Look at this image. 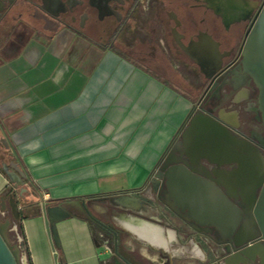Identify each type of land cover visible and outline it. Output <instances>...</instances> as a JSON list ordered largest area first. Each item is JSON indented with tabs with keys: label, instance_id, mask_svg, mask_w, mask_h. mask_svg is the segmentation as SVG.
Returning a JSON list of instances; mask_svg holds the SVG:
<instances>
[{
	"label": "crops",
	"instance_id": "1",
	"mask_svg": "<svg viewBox=\"0 0 264 264\" xmlns=\"http://www.w3.org/2000/svg\"><path fill=\"white\" fill-rule=\"evenodd\" d=\"M164 19L151 18L148 32L155 37L153 55L149 60L143 57L144 62L124 52L120 38L112 46L66 26L43 31L38 40L32 37L36 31L28 27L24 40H15V33H10L0 44V140L6 138L10 144L28 189L29 206L19 205L28 215L21 219L25 241L16 239L24 264L27 257L31 264H59L60 254L66 264H101L106 248L96 239L87 217L75 210L57 222L60 247L55 248L42 206L82 200L96 214H103L109 206L127 210L109 201H120L123 194L153 200L163 193L155 178L161 162L181 139L198 104L230 121L215 110L217 103L205 106L197 87L194 101L183 92L189 83L181 77L185 69L192 73L196 67L198 77L208 79L220 58L215 60L211 54L214 61L209 64L206 51L198 45L183 47L177 42L182 36L177 30L171 32L173 42ZM245 123L238 114L242 131H246ZM216 166L203 159L197 168L206 172ZM233 167L224 164L218 170L227 177ZM6 187L12 184L0 171V197ZM167 188V203L177 209L175 194ZM183 202V209H210L215 217L220 213L219 200L202 187L186 192ZM10 215L6 198L0 216ZM124 218L155 224L145 217ZM116 219L119 223L120 218L112 216V221ZM170 240L158 249L168 251Z\"/></svg>",
	"mask_w": 264,
	"mask_h": 264
},
{
	"label": "flooded vegetation",
	"instance_id": "2",
	"mask_svg": "<svg viewBox=\"0 0 264 264\" xmlns=\"http://www.w3.org/2000/svg\"><path fill=\"white\" fill-rule=\"evenodd\" d=\"M255 1L245 0L247 3L245 6L248 7L246 15L225 19L210 4V0H0V22L4 19L9 20L1 27L0 38L8 39L11 31L19 24L32 28L39 37L43 36V31H54L66 26L89 40L110 44L141 29L142 19L145 18L150 8L149 4L152 3L151 18L158 15L162 19L165 18L173 42L171 32L177 30L182 34L177 42H181L183 47L200 45L211 52L215 49V60L219 57L221 63L235 53L216 77L204 79L206 82L200 95L205 106L218 103L222 99L221 92L225 90L224 86L229 89L225 83L227 75L239 74L241 77L237 76L236 79L248 84L253 91L255 107L249 106L247 110V113L251 114L250 121L263 126L258 110L257 88L252 78L243 71L241 63L246 35L264 3V0ZM226 2L228 7L233 6ZM14 6L15 13L9 15ZM204 36L208 37L210 42L206 41ZM153 39L155 42V37ZM152 55L146 53L143 56L149 60ZM242 138L257 145L264 144L263 132L255 131L249 137L242 135ZM175 145L176 142L171 149ZM183 148L179 143L173 153H170V149L164 158L168 157L175 163L188 162V157L182 152ZM11 159L13 158L8 154V149L0 140V163ZM218 168V166L215 169L210 168L202 174L207 173L212 179L217 180L218 188L228 194L233 203L242 209V219L230 237H226L223 227L216 222V218L212 217V221L210 220L212 224H206V217L199 211L190 208L182 210L178 205H176L178 208L174 209L167 203L168 188L163 185V193L153 200L145 202V199L140 198L152 210L149 215L142 211L143 218L161 227L165 235L168 231L172 232L173 238L168 243V251L151 248L148 245L144 250L147 254L142 248L126 247L120 231L114 226L112 216L102 218L88 207L92 214L89 219L103 230V235L107 237L106 242L109 244L111 241L109 264H116L117 260L122 264H223V262L233 264L236 259L241 260V264H264V238L253 213L256 201L252 203L249 201V186L238 185L239 181L231 174L232 170L226 173L229 176L224 177L222 175L225 174ZM260 191L259 187L255 193L256 199ZM131 211L135 216H139L137 210ZM151 249L156 251L152 256L149 252Z\"/></svg>",
	"mask_w": 264,
	"mask_h": 264
},
{
	"label": "water",
	"instance_id": "3",
	"mask_svg": "<svg viewBox=\"0 0 264 264\" xmlns=\"http://www.w3.org/2000/svg\"><path fill=\"white\" fill-rule=\"evenodd\" d=\"M252 25L242 48L241 63L243 71L252 78L257 88L258 110L264 126V3L261 5L257 18L254 19ZM198 47L200 51H206L205 61H208L209 64L213 63L214 58L211 55L213 53L205 46L204 49L200 45ZM219 66L220 64L217 63L213 67L208 79L217 76ZM1 142L6 149L10 148L6 138H1ZM179 143L183 145L182 152L189 161L175 163L168 157L164 158L155 175L159 185L162 187L166 185L170 188L173 197L175 194L177 204L181 206L182 210H184L183 201L186 192L199 187H206L213 193V197L219 200L220 213H217L215 217L214 211L210 209L195 210L206 217V224H212V217L216 218V222L223 227L228 238L242 219V209L233 203L228 194L218 188L217 180L212 179L207 173L202 174L197 167L200 166V161L203 159L216 164L219 168L224 164H234L231 174L238 179V185L249 186V201L251 203L256 201L253 213L264 238V144L257 145L245 140L237 133L235 127L228 126L218 115L208 113L200 104L183 130L181 139L176 141V145ZM176 145L170 153H173ZM1 167L15 192L17 193L18 189L20 194L24 192L26 190L24 187L26 175L18 162L13 159L8 162L3 161ZM259 187L261 191L258 199H256L255 193ZM6 198L11 209V216L4 219L0 216V264H24L20 243L13 242L9 237L13 223L20 219V207L13 194H9L7 197L1 196L0 214L5 212ZM118 199L142 206L143 209L146 208L143 199L131 193L120 195ZM109 201L111 205H115L118 200L111 198ZM75 210L87 218L92 217L88 206L82 200L42 206L55 248L60 247L56 223L68 217ZM237 261L242 263L241 260L236 259L234 264ZM116 264L122 263L117 260Z\"/></svg>",
	"mask_w": 264,
	"mask_h": 264
},
{
	"label": "rangeland",
	"instance_id": "4",
	"mask_svg": "<svg viewBox=\"0 0 264 264\" xmlns=\"http://www.w3.org/2000/svg\"><path fill=\"white\" fill-rule=\"evenodd\" d=\"M250 1L256 2L255 0H250ZM149 7H150L149 8L150 12L149 11L146 12L147 14L145 15V18L142 19L143 23L141 25V29H139L138 31H135V33L133 35L127 34L125 36H122L119 40L121 47L123 48V51L128 53L132 58H134L136 61H139V62H144V59H143L144 54L150 53V55H151L153 53L151 50L152 49L151 46L154 43V39H153L154 35H151L148 32V28L151 25V11L153 9L152 3L149 4ZM15 9H16V7L14 6L11 9V11L9 12V15L15 13ZM4 22H9V20L4 19L3 21L0 22V30H1V27L3 26V24H5ZM27 29H28V27H26L25 25L19 24L16 29H13L11 31V33H15V37H14L15 40H21V39L24 40L25 36H27L26 35ZM34 35L35 34L32 35V37H34V39L38 40V38H40L38 35L37 36H34ZM2 38H4V37H2ZM2 38H0V44L5 42V39H2ZM6 40H8V39H6ZM234 54L229 56L228 59L225 58L223 63L220 62V66H219L217 72L221 71L225 67L228 60H230L234 57ZM177 65L180 67V69H182L183 66L180 64V62L179 63L177 62ZM181 75H182L181 77L187 79L191 85H193L194 87H197L200 90V92L203 90L206 81H204L203 78L198 77V75L195 71L194 72L192 71V73H189V71H187L185 69L183 71V73H181ZM231 75H232V73H230V75L226 79H229ZM174 80L172 79V81H174L176 85L180 84V81L177 80V78ZM225 83L228 85L229 89L227 88V86H224L225 90L221 92L222 99L220 101H218V103L215 105V110H217V111L219 110V108H221L223 106H228L231 99L233 98L234 94L238 90V89H233L232 84H231L232 81L231 82L228 81V83L225 81ZM244 86L246 88H249L248 84H244ZM249 92H250L249 98L251 100H254L253 91L251 88H249ZM244 105H245V102H242V103L235 104L234 107L236 109H238L239 107L244 106ZM249 115L251 116L250 113L243 111V109L241 107V112L239 113V120H240V122H242L243 120L246 121V123L244 124L245 126H243L244 130L247 131L248 129L253 128L258 133H261V132L264 133L263 126L261 124L255 125L252 121H250ZM144 201L149 202V200H144ZM148 204H150V203H148ZM145 207H147V206L145 205ZM130 211L131 210H129V209L123 210V209L114 208L113 206H109L106 213H103V214L100 213L99 215L102 216V218L109 217V216H116V218L117 217L118 218H124L125 216H128V215H132V216L137 217V218L143 217L142 216L143 210H139L137 212V214H139V216L138 215L135 216V214L132 213L133 211H131V212ZM151 211L152 210L147 207L146 212L151 213ZM113 223H114V226L118 229V231H120L121 236H122V242L126 247L148 248V245H146L143 242H141L140 240H138L137 237H135L132 233L123 229L122 226H120V224L118 223L117 219L113 220ZM15 225H16V232H18L17 223H15ZM91 227H92V231H93L96 239L106 248V253H105V256L103 258L102 263L103 264H109V255L111 254V241L109 244L106 242V240H107L106 235H103L104 234L103 230L100 227H98L95 223H91ZM9 237L13 242H15L16 241L15 231L11 230L9 233ZM149 252L153 254L156 251L151 249V250H149Z\"/></svg>",
	"mask_w": 264,
	"mask_h": 264
},
{
	"label": "bare ground",
	"instance_id": "5",
	"mask_svg": "<svg viewBox=\"0 0 264 264\" xmlns=\"http://www.w3.org/2000/svg\"><path fill=\"white\" fill-rule=\"evenodd\" d=\"M225 1L232 4L233 8L228 7L225 4ZM245 3V0H210V4L215 8V10L223 15L225 19H231L233 18V16L246 15L248 7L245 6ZM204 39L210 42V39L208 37L204 36ZM214 50L212 53L213 55H216V52ZM234 75L235 77H241L236 73ZM222 115L224 116V114ZM115 203L127 209L146 211V208L143 209L142 206H138L133 203L123 201H118ZM119 223L135 237L139 238V240L145 242L147 245L153 248H165V244H167L168 240L173 238V234L171 231L168 232V237H166L161 232V227L146 220L135 218H120Z\"/></svg>",
	"mask_w": 264,
	"mask_h": 264
},
{
	"label": "built area",
	"instance_id": "6",
	"mask_svg": "<svg viewBox=\"0 0 264 264\" xmlns=\"http://www.w3.org/2000/svg\"><path fill=\"white\" fill-rule=\"evenodd\" d=\"M227 77H228V75H227ZM226 78H225V81L226 82L232 81L231 84H232L233 89H238V90L234 94L229 105L221 107L219 109V111L223 112L227 116V118L230 120V121H226L223 119L228 126L235 127L237 129V133H239L240 136L246 135L249 137L250 134L255 133V131H254V129H252L250 131H242L239 128V124H238V114L241 112V107H242L243 111H246V112H247L249 106H251V108L255 107L254 101L249 98L248 88H246L240 80H237L235 75H233V76L231 75L229 79H226ZM242 102H245L244 106H241L238 109H236L234 107L235 104L242 103ZM2 213H4V212H2ZM11 230L15 231L16 239H19V240L22 239L21 235L18 232H16L15 222L13 223Z\"/></svg>",
	"mask_w": 264,
	"mask_h": 264
},
{
	"label": "trees",
	"instance_id": "7",
	"mask_svg": "<svg viewBox=\"0 0 264 264\" xmlns=\"http://www.w3.org/2000/svg\"><path fill=\"white\" fill-rule=\"evenodd\" d=\"M113 43H114V41L113 42H111L110 43V45H112L113 46ZM120 54L122 55V56H124L125 58H129V56L128 55H125L124 53H121L120 52ZM194 69H195V71H196V67H194ZM197 72V71H196ZM150 74H152V75H154L155 77H158L157 76V74L156 73H153V72H151ZM177 90V89H176ZM179 91V90H178ZM183 92L184 93H189V94H191V96H188L192 101H194L195 99H194V96H196L197 95V93H198V89L197 88H195L193 85H191L190 83H185L184 84V86H183ZM183 94V93H182ZM8 154L10 155V156H12L11 154V151H9V149H8ZM0 171L1 172H3L4 173V171H3V169H2V167H1V163H0ZM5 174V173H4ZM6 175V174H5ZM7 177V176H6ZM24 187H25V191L24 192H22L21 194L19 193V189L17 190V193L15 192V189H13V187H6L4 190H3V192H2V194L4 195V196H8L9 194H13L14 195V197L16 198V201H17V203H18V205H21V206H23V208H26L27 206H29L28 204H27V202H28V200L27 199H25L26 198V195L28 194V189H27V186L25 185V179H24ZM31 203H33V202H30V204ZM28 215H24L23 214V212L22 211H20V219L17 221V225H18V233L21 235V237H22V240H24L25 241V237H24V234H23V228H22V225H21V219H23V218H25V217H27ZM87 220H88V222L90 223V226H91V223H93L89 218H87ZM27 261H28V264H31V260H30V258L29 257H27ZM58 262H59V264H66V261H65V259H64V257H63V255H59L58 256ZM101 264H103L102 262H101Z\"/></svg>",
	"mask_w": 264,
	"mask_h": 264
}]
</instances>
